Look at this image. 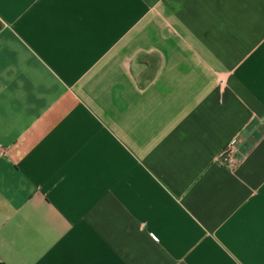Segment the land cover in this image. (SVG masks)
<instances>
[{
    "label": "crops",
    "instance_id": "crops-1",
    "mask_svg": "<svg viewBox=\"0 0 264 264\" xmlns=\"http://www.w3.org/2000/svg\"><path fill=\"white\" fill-rule=\"evenodd\" d=\"M0 264H264V0H0Z\"/></svg>",
    "mask_w": 264,
    "mask_h": 264
},
{
    "label": "built area",
    "instance_id": "built-area-1",
    "mask_svg": "<svg viewBox=\"0 0 264 264\" xmlns=\"http://www.w3.org/2000/svg\"><path fill=\"white\" fill-rule=\"evenodd\" d=\"M240 147V141L238 138L232 139L226 147L221 151L218 157V163L227 168L228 170H234L237 166L238 159V151Z\"/></svg>",
    "mask_w": 264,
    "mask_h": 264
}]
</instances>
